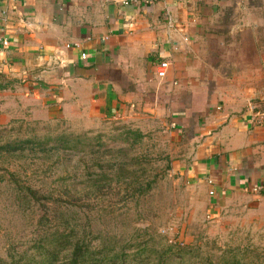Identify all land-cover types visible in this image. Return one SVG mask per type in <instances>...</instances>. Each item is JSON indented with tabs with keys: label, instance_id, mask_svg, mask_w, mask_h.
Wrapping results in <instances>:
<instances>
[{
	"label": "crops",
	"instance_id": "obj_1",
	"mask_svg": "<svg viewBox=\"0 0 264 264\" xmlns=\"http://www.w3.org/2000/svg\"><path fill=\"white\" fill-rule=\"evenodd\" d=\"M0 81V115L161 123L212 213L264 220V0H0Z\"/></svg>",
	"mask_w": 264,
	"mask_h": 264
},
{
	"label": "rangeland",
	"instance_id": "obj_2",
	"mask_svg": "<svg viewBox=\"0 0 264 264\" xmlns=\"http://www.w3.org/2000/svg\"><path fill=\"white\" fill-rule=\"evenodd\" d=\"M6 109V114L0 115V144L27 139L29 142L23 145L24 156L0 157V175L5 178L0 181V258L18 260L39 236L42 228L38 219L43 208L40 205L26 208L21 199L26 190L20 187L28 183L32 188H38V194H57L55 190H49L61 170L49 173L45 166L56 160V155H49L57 146L55 139L65 135L73 141L84 138L89 144H83L82 140L68 151L65 156L70 159L67 160L70 164H75L80 156L88 157L90 151L103 152L108 148L114 151L135 140L133 149L128 152L141 160L144 158L142 162L146 168H154L150 174H157L154 187L140 201H122L120 197L126 192L122 186L113 196L103 189L94 202L83 205L82 211L98 212L95 217L101 234L109 233V227L113 233L123 232L128 238L127 246L150 239L146 245L154 250L171 247L170 254L175 261L182 260V253L188 262L195 254L196 259L205 258L211 264H230L235 260L241 264H264V220L257 210L238 203L220 208L217 214L212 213L208 195L175 173L174 145L161 123L159 126L151 123L143 128L114 119L95 123L59 115L46 119L44 113H39L40 117L32 116L29 111L15 115L11 110L13 107L8 105ZM125 128H131L141 136L123 140ZM38 141L43 144H35ZM33 145L36 147L32 152ZM45 149L52 150L43 151ZM7 168L17 169L18 182L12 181ZM112 186V191L116 192L114 181ZM134 250V246H130L128 252ZM200 262L204 263V259Z\"/></svg>",
	"mask_w": 264,
	"mask_h": 264
},
{
	"label": "trees",
	"instance_id": "obj_3",
	"mask_svg": "<svg viewBox=\"0 0 264 264\" xmlns=\"http://www.w3.org/2000/svg\"><path fill=\"white\" fill-rule=\"evenodd\" d=\"M132 136L139 137L141 134L131 128H125L122 139L126 140ZM48 140L49 138L44 143ZM55 140L57 146L53 147L49 155H56V160L46 165L45 171L51 173L61 170L58 179L51 182L49 190H55L57 194L50 192L48 196L38 194V188L34 189L28 183L20 187L26 190L21 198L26 208L36 205L43 208L38 219L42 228L38 232L39 236L34 239L29 249H25L30 251L29 254L24 250L18 260L0 258L1 264H211L205 258L196 259L195 254L190 256L192 259L189 260L190 263L183 259L182 253L180 255L182 260L175 261L170 254L171 247L154 250L146 245L150 239L127 246L128 238L123 232L113 233L110 227L109 233L105 235L98 231V220L95 217L98 212H91V209L81 210L83 205L94 202L103 189L106 194L113 196L118 194L123 186L126 192L120 197L121 200L135 202L140 201L152 190L157 181L156 172L154 175L150 174L154 168L147 169V165L142 162L144 158L141 160L139 156L128 152L133 149L135 140L130 142L129 146L114 151L110 148L104 149L103 152L90 151L88 157L80 156L75 164L67 162L70 159H66L65 155L84 138H76L73 141L62 135ZM28 142V139L2 142L0 157L3 156L5 159L8 156H24L23 145ZM35 144L43 142L38 141ZM83 144L89 145L85 140ZM34 145L31 147L32 152L36 147ZM50 150L52 149L43 151ZM7 173L13 178V182H18L17 169L12 171L7 168ZM4 179V176L0 175V181ZM113 181L117 188L116 192L112 191ZM46 223L50 225L44 227ZM130 246H134L135 250L128 252ZM185 251L187 250L182 252ZM201 259H204V263L200 262ZM230 264L241 263L235 260Z\"/></svg>",
	"mask_w": 264,
	"mask_h": 264
},
{
	"label": "built area",
	"instance_id": "obj_4",
	"mask_svg": "<svg viewBox=\"0 0 264 264\" xmlns=\"http://www.w3.org/2000/svg\"><path fill=\"white\" fill-rule=\"evenodd\" d=\"M128 2L125 1V4H127ZM8 42L3 39L2 40V44L6 45ZM85 54L83 53L82 54V58H84ZM167 68H168V63L166 61H162L159 63L157 69H156V74L158 77H164L166 75V71H167ZM210 194H212V191H210Z\"/></svg>",
	"mask_w": 264,
	"mask_h": 264
}]
</instances>
